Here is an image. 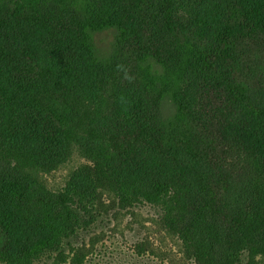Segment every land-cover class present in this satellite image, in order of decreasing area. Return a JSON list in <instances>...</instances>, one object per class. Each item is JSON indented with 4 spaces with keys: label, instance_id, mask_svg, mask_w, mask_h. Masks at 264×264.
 I'll use <instances>...</instances> for the list:
<instances>
[{
    "label": "trees",
    "instance_id": "1",
    "mask_svg": "<svg viewBox=\"0 0 264 264\" xmlns=\"http://www.w3.org/2000/svg\"><path fill=\"white\" fill-rule=\"evenodd\" d=\"M176 2L40 0L32 9L21 0L0 4V232L15 245L9 264H92L86 256L94 240L77 247L72 240L85 217L80 210L91 222L100 214L98 184L104 179L122 201L135 198L161 209L157 224L177 237L184 264H252L264 257V151L227 159L213 150L215 133L207 129L192 138L194 126L186 124L190 103L221 96L242 105L264 131V109L250 85L237 68L225 69L241 48L264 50V2L245 7L229 1L228 16L207 45L191 39ZM109 29L117 34L112 53L102 58L94 34ZM47 31L55 35L46 38ZM10 32L25 41L16 44ZM37 43L48 54L44 44L51 43L52 53L40 56L32 48ZM166 99L175 106L169 118L162 115ZM94 114L109 117L106 131L82 129ZM140 146L156 160L155 168L142 167L143 174L130 166ZM76 149L95 154L89 155L94 164L78 175L89 170L90 189L73 184L67 196L38 189L26 165L35 161L31 156L49 167ZM183 152L202 160L199 169ZM183 162L188 171L175 177ZM149 246L150 253L145 241L137 243L130 264L150 259L147 253L162 260L170 255Z\"/></svg>",
    "mask_w": 264,
    "mask_h": 264
},
{
    "label": "rangeland",
    "instance_id": "2",
    "mask_svg": "<svg viewBox=\"0 0 264 264\" xmlns=\"http://www.w3.org/2000/svg\"><path fill=\"white\" fill-rule=\"evenodd\" d=\"M9 1L0 0V4L2 5ZM21 1L32 9L40 0ZM229 1L231 0H177L178 15L182 22L187 25L190 37L195 43L200 45L209 44L224 21V17L229 14L227 11ZM233 2L245 7H252L258 3H263L264 0H233ZM68 32L73 34L72 30ZM116 34L114 29L94 34V43L97 48V54L100 57L106 58L112 53ZM52 35H55V31H47L46 38ZM9 38L16 44L25 41L24 37L17 32H10ZM15 48L16 45L12 47V49ZM32 48L38 49L40 56L49 55L53 51L51 43L44 44V48L49 54L42 51L38 43ZM233 57L235 60L226 64L225 69L233 70V68H237L240 71L242 81L250 85L251 95L264 109V50L259 46L244 47L239 49ZM160 67L159 64L154 66L155 69H160ZM119 97L121 98L122 96ZM81 104L87 108L90 114L86 103L83 101ZM189 110V120L186 124L194 126L195 134L192 135V138L196 137V139H199L200 136L205 134L207 129L212 131L217 137L213 147L214 152H221L227 159L232 158L235 161H239V157L250 156L256 152L264 151V131L257 126L258 119H254L253 115L245 111L239 103L236 105L229 104L221 96H214L213 99L202 97L200 101L190 103ZM174 113V104L169 99L164 100L162 105L163 118H169ZM105 117L106 119H98L94 114V117L86 125L82 126V129L85 130L88 127L95 131L93 134H97L98 130L106 131L110 121L109 117ZM118 118L122 120L119 115ZM126 123L129 125L127 121ZM207 138L209 139V137ZM177 139L180 142L183 140L182 137ZM226 145L233 148H227L225 147ZM3 151L5 150L0 147V152ZM73 151L71 157H67L63 162L54 163L49 167H44L41 163L36 162L39 159L31 156L35 161L30 160L32 164L26 165L30 172L36 175V182L39 183L38 189L55 196L60 194L67 196V194H70L68 192L69 186L73 184H78L82 188L86 186L90 189L92 180L89 179V170L84 178H78V175L80 172L85 174L83 171L85 165L94 164L89 159V155L95 154L89 151V154L83 155V153L79 152L80 150L76 149ZM145 152L143 154L142 146H140L139 156L130 163L131 168L137 169L136 171L139 174L144 173L142 167H156L155 156L147 154L148 149ZM13 155L14 158L18 156L17 154ZM181 155L192 161V163L196 159L191 156L192 154L189 155L183 152ZM144 162H147V164L144 165ZM201 163L202 160L196 159L195 169H199ZM186 164L183 162L177 166V169L174 170L175 177H181L183 171H188ZM206 165L210 168L209 164ZM210 165L213 166L211 169H218V165ZM169 166L170 168L176 167L174 160L170 162ZM98 185L103 190L102 201L104 204L99 210L100 214L94 216L91 222V216L84 214L80 210V214L85 215V217L79 223V237L72 240V244L75 247L82 245V243L91 244L94 240V251L89 256H86V261H92V264H113L114 262H116L115 264H121L123 254H125L123 264H130L132 263V256L135 253L137 243L145 241L149 247L148 253L151 251V246L149 245L153 244L156 248L169 251L168 254L170 255L162 260L157 255H149L147 253L146 256H151L150 259L147 257L140 260V263L161 264L159 261H164L169 264H184L181 262L183 256L180 254L177 237L167 235L157 224L161 214V209L158 206L148 202L136 201L135 198H133L132 202L122 201L118 195V190L114 188L112 182H108L105 179ZM76 209L79 210L78 208ZM7 240V237L0 232V264H9L8 257L15 247L13 243ZM65 249H67V246H65ZM255 259L252 264H264V257L257 256ZM189 262L194 263V260L191 259ZM244 262L248 263V260L246 259Z\"/></svg>",
    "mask_w": 264,
    "mask_h": 264
}]
</instances>
